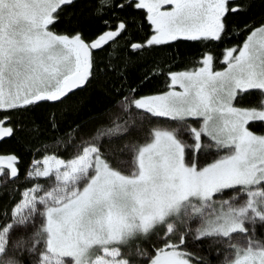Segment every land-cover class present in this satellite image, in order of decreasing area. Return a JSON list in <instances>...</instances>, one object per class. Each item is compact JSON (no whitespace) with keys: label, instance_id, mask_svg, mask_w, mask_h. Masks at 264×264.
I'll return each mask as SVG.
<instances>
[{"label":"snow or ice","instance_id":"obj_1","mask_svg":"<svg viewBox=\"0 0 264 264\" xmlns=\"http://www.w3.org/2000/svg\"><path fill=\"white\" fill-rule=\"evenodd\" d=\"M4 144L0 264H264V0H0Z\"/></svg>","mask_w":264,"mask_h":264},{"label":"trees","instance_id":"obj_2","mask_svg":"<svg viewBox=\"0 0 264 264\" xmlns=\"http://www.w3.org/2000/svg\"><path fill=\"white\" fill-rule=\"evenodd\" d=\"M259 12V10H257V13ZM233 43H235V41H233ZM230 46V45H225V47ZM181 51L185 52L186 54H188V57L191 58L193 56H195L196 53V49L194 48H184L181 49ZM217 55H219L221 49H216L215 50ZM168 55V53H160L159 54V59L163 60L164 58H166ZM180 68L184 67V65H180L178 66ZM218 67H222L220 65H218ZM144 69H141L140 71L142 72ZM165 89V83H164V78L160 77V78H156L154 80H152L151 82H149L147 88L143 89V94H155L158 91L164 90ZM84 95H89V93H85ZM99 105H97L98 107ZM91 110V109H89ZM14 146L10 145V144H4L2 147H0V151L2 152H8L13 150Z\"/></svg>","mask_w":264,"mask_h":264}]
</instances>
